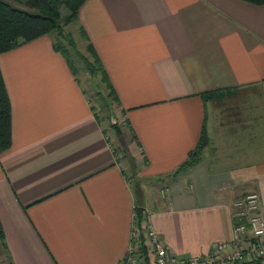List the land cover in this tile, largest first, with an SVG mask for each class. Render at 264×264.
I'll list each match as a JSON object with an SVG mask.
<instances>
[{
	"label": "crops",
	"instance_id": "0c3cea01",
	"mask_svg": "<svg viewBox=\"0 0 264 264\" xmlns=\"http://www.w3.org/2000/svg\"><path fill=\"white\" fill-rule=\"evenodd\" d=\"M78 24L117 95L126 154L54 39L0 54L12 120L0 154V264H119L135 206L125 157L150 226L179 258L231 239V208L249 192L264 218V6L86 0ZM216 91L224 98L205 97ZM204 125L198 163L168 177Z\"/></svg>",
	"mask_w": 264,
	"mask_h": 264
},
{
	"label": "trees",
	"instance_id": "16d2710c",
	"mask_svg": "<svg viewBox=\"0 0 264 264\" xmlns=\"http://www.w3.org/2000/svg\"><path fill=\"white\" fill-rule=\"evenodd\" d=\"M19 3L20 0H12ZM254 6H264V0H241ZM86 0H25L24 4L32 12L12 7L9 3L0 0V54L11 51L21 45L34 41L43 36L56 34L57 39L54 40L53 49L60 52L65 58L71 72L76 76L79 75L78 68L74 65V61L70 57V52L74 51L77 59L81 62L82 68L92 79L94 96L100 102L102 111L107 115H112V107L118 103V98L110 83L109 77L97 55L93 46L89 43L85 32L80 29L81 36L86 41L85 50L90 58L76 52V44L70 34L64 32V27L72 22L78 23V14ZM65 10V13H62ZM62 40H66L67 47L61 44ZM71 50V51H70ZM94 80V81H93ZM100 85L103 86L100 88ZM106 91L107 93L104 94ZM225 91H216L205 94V97H214L219 100L223 99ZM112 105V106H111ZM101 110L94 107V114L99 121ZM103 114V113H102ZM101 120V121H103ZM11 104L4 84L2 73L0 70V154L7 151L12 145V125H11ZM109 125L118 137H121L119 127L115 123L109 122ZM132 139L136 137L132 134ZM207 144V135L205 125L202 127L200 139L195 149L188 154L186 161L168 177L175 178L180 172L186 171L195 166ZM122 148V149H121ZM121 152L126 154L125 148L121 146ZM132 175L129 176L130 186L135 198V206L133 213L137 222H141L144 207L141 206L143 191L141 181L135 174V161L129 157ZM3 231L0 225V240L3 239ZM148 263V261H147Z\"/></svg>",
	"mask_w": 264,
	"mask_h": 264
},
{
	"label": "built area",
	"instance_id": "2783aa9c",
	"mask_svg": "<svg viewBox=\"0 0 264 264\" xmlns=\"http://www.w3.org/2000/svg\"><path fill=\"white\" fill-rule=\"evenodd\" d=\"M165 191H161L164 197ZM257 192H249L234 202L232 236L215 243L204 256L179 258L157 238L148 212L144 209L141 222L133 213L130 244L119 264H264V218ZM148 261V263H147Z\"/></svg>",
	"mask_w": 264,
	"mask_h": 264
},
{
	"label": "rangeland",
	"instance_id": "374dc122",
	"mask_svg": "<svg viewBox=\"0 0 264 264\" xmlns=\"http://www.w3.org/2000/svg\"><path fill=\"white\" fill-rule=\"evenodd\" d=\"M3 1H5L6 3H9L12 7H15V8H19V9L26 10V11H30V12L33 11V10H31V9H29V8H27L25 6V4H24L25 0H20L19 3L13 2L12 0H3ZM62 13H65V10H63ZM63 30H64V32L66 34L67 33L70 34L72 36V38L74 39L75 44H76V52L81 53L82 55L90 58L89 55L87 54L86 50H85V47H86V44L87 43H86L85 39L80 34L79 24L77 22H72L69 25L65 26ZM48 36L50 38L54 39V40L57 39L55 33H52V34H50ZM61 44L63 46H66L67 47L66 40H62L61 41ZM70 57L74 61L73 62L74 65L78 68V73H79L78 78L80 80V83L82 84V87L84 88V91L86 92V95H87L88 99H90L92 105H95L103 113V114L101 113L99 115L101 117H104V123H103L104 125H103V127L106 128V131H107L108 135L110 136L109 137V140H110V144H111L112 148L115 149L116 145H115L114 141H116V140H117V142L119 141V143H121L120 146L123 145V146L126 147L128 141H130L129 140L130 139L129 138V135L130 134L127 131V128L125 126L124 121L123 120L122 121L120 120V118L118 116V113L116 111V106L113 105V107H112V109H113L112 110V115H110V114L107 115L104 111H102L100 102L94 96L92 79H90L88 77V75L86 74V72L82 68V64L77 59L74 51L73 52L72 51L70 52ZM102 87L103 86L100 85V88H102ZM104 92H105L104 94L107 93L106 91H104ZM109 122L115 123V126L119 127V130H120V132L122 134L121 137H118L115 134L114 130H111V127L109 125ZM124 134H127L126 137H124ZM122 168L124 169V172L128 174V176H131L132 175L131 164H130V161H128V158L127 157H125V159L122 160Z\"/></svg>",
	"mask_w": 264,
	"mask_h": 264
}]
</instances>
